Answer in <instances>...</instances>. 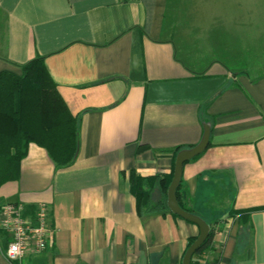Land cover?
Instances as JSON below:
<instances>
[{"label": "crops", "instance_id": "obj_1", "mask_svg": "<svg viewBox=\"0 0 264 264\" xmlns=\"http://www.w3.org/2000/svg\"><path fill=\"white\" fill-rule=\"evenodd\" d=\"M263 24L264 0H0V73L41 57L80 118L72 165L29 144L0 185V206L44 203L53 231L46 251L9 262L0 230V264H181L198 227L138 215L128 176L169 174L205 124L181 177V201L214 231L193 264H264V77L224 62L260 50Z\"/></svg>", "mask_w": 264, "mask_h": 264}, {"label": "trees", "instance_id": "obj_2", "mask_svg": "<svg viewBox=\"0 0 264 264\" xmlns=\"http://www.w3.org/2000/svg\"><path fill=\"white\" fill-rule=\"evenodd\" d=\"M79 127V116L69 111L41 57L24 64L19 76L1 72L0 185L18 179L20 163L26 156L29 144L44 149L56 169L72 165L78 152ZM146 149L147 147L141 146L138 151ZM181 149L182 147H177L172 152L169 174L141 177L134 171L129 172V192L135 200L138 215L169 212L166 204L167 190L173 175L175 156ZM181 187L180 182L176 190L178 205L185 212L195 215L181 201ZM155 192H158L157 200L153 199ZM249 212L231 211L230 215L247 216ZM197 236L189 238L186 250ZM213 236L214 231L210 225L208 237L192 256L190 264H193L195 256L210 247Z\"/></svg>", "mask_w": 264, "mask_h": 264}, {"label": "built area", "instance_id": "obj_3", "mask_svg": "<svg viewBox=\"0 0 264 264\" xmlns=\"http://www.w3.org/2000/svg\"><path fill=\"white\" fill-rule=\"evenodd\" d=\"M0 230L9 237L4 250L9 262L19 261L28 253H42L52 243L49 208L40 203L29 214L21 203H6L0 206Z\"/></svg>", "mask_w": 264, "mask_h": 264}, {"label": "water", "instance_id": "obj_4", "mask_svg": "<svg viewBox=\"0 0 264 264\" xmlns=\"http://www.w3.org/2000/svg\"><path fill=\"white\" fill-rule=\"evenodd\" d=\"M210 126H203V133L200 141L193 147L180 150L174 159L173 175L167 190V208L170 213L180 217L181 219L195 224L199 233L196 240L185 251L181 264H190L192 256L200 248L201 244L206 240L209 234V226L198 216L190 214L182 210L176 199V190L181 182L182 170L185 163L193 160L202 154L209 144Z\"/></svg>", "mask_w": 264, "mask_h": 264}, {"label": "rangeland", "instance_id": "obj_5", "mask_svg": "<svg viewBox=\"0 0 264 264\" xmlns=\"http://www.w3.org/2000/svg\"><path fill=\"white\" fill-rule=\"evenodd\" d=\"M224 62L226 69H229L232 73L243 72L250 74V76L264 77V33L260 50L241 51L240 55L232 50L231 60H224Z\"/></svg>", "mask_w": 264, "mask_h": 264}]
</instances>
